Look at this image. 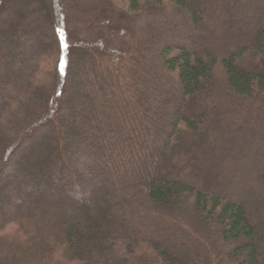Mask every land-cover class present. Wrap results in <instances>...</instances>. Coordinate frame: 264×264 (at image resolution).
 Listing matches in <instances>:
<instances>
[{
  "label": "trees",
  "instance_id": "obj_1",
  "mask_svg": "<svg viewBox=\"0 0 264 264\" xmlns=\"http://www.w3.org/2000/svg\"><path fill=\"white\" fill-rule=\"evenodd\" d=\"M0 264H264V0H0Z\"/></svg>",
  "mask_w": 264,
  "mask_h": 264
}]
</instances>
